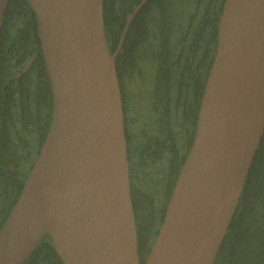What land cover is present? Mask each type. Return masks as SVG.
<instances>
[{
	"label": "water",
	"instance_id": "95a60500",
	"mask_svg": "<svg viewBox=\"0 0 264 264\" xmlns=\"http://www.w3.org/2000/svg\"><path fill=\"white\" fill-rule=\"evenodd\" d=\"M53 111L0 228V264H23L49 234L65 264H141L123 91L104 0H27ZM9 0H0V37ZM264 131V0H225L192 145L145 264H214Z\"/></svg>",
	"mask_w": 264,
	"mask_h": 264
},
{
	"label": "trees",
	"instance_id": "16d2710c",
	"mask_svg": "<svg viewBox=\"0 0 264 264\" xmlns=\"http://www.w3.org/2000/svg\"><path fill=\"white\" fill-rule=\"evenodd\" d=\"M140 1L104 0L105 31L111 52L116 50L126 21ZM167 1L146 0L134 15L116 59L122 90L126 68L133 59L134 47L141 43L139 33L147 25L152 8H163ZM213 32L212 56L203 74L202 88L197 92V99L190 106L191 109L189 108V137L182 139L177 150L171 151L174 154L167 170L164 200L157 203L155 190L137 185L131 178L141 264H145L194 139L201 95L216 52L218 27ZM21 65L25 67L24 72L15 75L12 69ZM52 111V89L38 34L36 14L27 0H9L0 37V228L18 199L30 172L19 178L11 171L13 166L16 168L17 163H23L20 143L14 139L17 136L14 130L17 128V119L22 120L21 131H34L36 152L39 154L51 123ZM155 145L154 158H158V144ZM257 234H262L264 238V131L254 153L240 201L214 264H232L239 250ZM23 264L65 263L56 252L51 236L46 234Z\"/></svg>",
	"mask_w": 264,
	"mask_h": 264
},
{
	"label": "flooded vegetation",
	"instance_id": "af4514ba",
	"mask_svg": "<svg viewBox=\"0 0 264 264\" xmlns=\"http://www.w3.org/2000/svg\"><path fill=\"white\" fill-rule=\"evenodd\" d=\"M224 2L168 0L163 8L151 7V17L139 33L141 43L134 47L133 59L126 68L122 91L130 182L132 178L137 185L155 190L157 203L164 200L167 170L174 154L171 151L177 150L182 139L189 137L190 106L202 88L203 74L212 56L213 31L219 26ZM24 65L12 69L15 75L24 72ZM146 79L140 89L144 88L145 93L149 89V115L139 119L141 108L130 104L131 90L135 83ZM36 82L35 79V87ZM15 126L17 136L14 139L20 143L23 163H17L11 171L21 178L31 170L38 154L34 131H21V119H17ZM155 143L158 144V158H154Z\"/></svg>",
	"mask_w": 264,
	"mask_h": 264
},
{
	"label": "rangeland",
	"instance_id": "374dc122",
	"mask_svg": "<svg viewBox=\"0 0 264 264\" xmlns=\"http://www.w3.org/2000/svg\"><path fill=\"white\" fill-rule=\"evenodd\" d=\"M147 79L135 83L133 89L131 90V100L130 104L141 108V114L138 115L139 119H145L149 115V107L147 106V99L149 89L143 88ZM21 171H24L21 169ZM264 263V238L262 234H257L254 239L247 243L243 248H241L232 264H263ZM230 264V263H229Z\"/></svg>",
	"mask_w": 264,
	"mask_h": 264
}]
</instances>
